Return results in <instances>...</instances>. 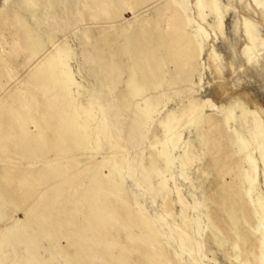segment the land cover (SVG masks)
<instances>
[{
	"label": "rangeland",
	"instance_id": "1",
	"mask_svg": "<svg viewBox=\"0 0 264 264\" xmlns=\"http://www.w3.org/2000/svg\"><path fill=\"white\" fill-rule=\"evenodd\" d=\"M0 1V264H264V0Z\"/></svg>",
	"mask_w": 264,
	"mask_h": 264
},
{
	"label": "crops",
	"instance_id": "2",
	"mask_svg": "<svg viewBox=\"0 0 264 264\" xmlns=\"http://www.w3.org/2000/svg\"><path fill=\"white\" fill-rule=\"evenodd\" d=\"M207 45L208 44L206 42H202L203 52L204 55L206 53L207 59L204 62V69H203V76L201 83V97L206 102L214 103V105H227V106L229 105V107L231 106L236 110L237 112L236 115L239 117V118L237 117L238 118L237 119L238 128L236 127L237 134L242 136H244V134L252 135V136L255 135L256 134L254 133L256 129L255 127L260 122L262 123L263 125L262 129L264 130V107L262 106L260 101L251 98L248 94H246V97L243 96L238 92L234 84L228 83L224 80H220L216 82L215 88L212 90L205 89L204 77L206 75L207 70L211 71V73L212 72L220 73L221 70V64L219 63V58H218L219 55L215 54L213 50L210 48L208 51L205 52V48ZM249 131L251 133H249Z\"/></svg>",
	"mask_w": 264,
	"mask_h": 264
},
{
	"label": "bare ground",
	"instance_id": "3",
	"mask_svg": "<svg viewBox=\"0 0 264 264\" xmlns=\"http://www.w3.org/2000/svg\"><path fill=\"white\" fill-rule=\"evenodd\" d=\"M192 1H193V0H192ZM0 2H1V1H0ZM219 12H220V11H219ZM200 33H201V32H200ZM249 36H250V34H249ZM36 52H37V51H36ZM59 52H60V51H59ZM53 55H54V54H53ZM211 58H212V57H211ZM218 58H219V57H218ZM213 61H214V60H213ZM44 63H45V62H44ZM44 63H43V64H44ZM211 64H212V62H211ZM213 64H214V63H213ZM138 66H139V65H138ZM213 67H214V66H213ZM131 68H132V66H131ZM214 68H215V67H214ZM214 68H213V69H214ZM21 99H22V98H21ZM22 100H23V99H22ZM22 100H21V101H22ZM23 101H24V100H23ZM255 108H256V107H255ZM256 109H257V108H256ZM258 111H259V110H258ZM260 111H261V110H260ZM260 113H261V112H260ZM235 114H236V113H235ZM262 116H263V115H262ZM257 214H258V217H259L260 219H262L263 216H264V215H263V214H264V211H262V210H261V211H257ZM33 248H34V247H33ZM263 248H264V247H263ZM42 251H43V250H42ZM37 257H38V256H37ZM34 258H35V257H34Z\"/></svg>",
	"mask_w": 264,
	"mask_h": 264
}]
</instances>
